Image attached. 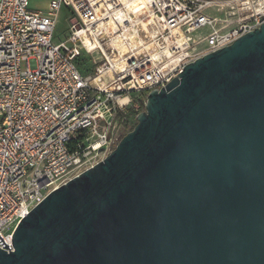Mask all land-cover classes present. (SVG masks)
Returning <instances> with one entry per match:
<instances>
[{
	"label": "water",
	"instance_id": "1",
	"mask_svg": "<svg viewBox=\"0 0 264 264\" xmlns=\"http://www.w3.org/2000/svg\"><path fill=\"white\" fill-rule=\"evenodd\" d=\"M135 118L19 221L0 264H264V22Z\"/></svg>",
	"mask_w": 264,
	"mask_h": 264
},
{
	"label": "built area",
	"instance_id": "2",
	"mask_svg": "<svg viewBox=\"0 0 264 264\" xmlns=\"http://www.w3.org/2000/svg\"><path fill=\"white\" fill-rule=\"evenodd\" d=\"M63 5L73 17L56 43ZM262 22L264 0H50L46 12L0 0V248L12 249L19 221L51 191L117 145V113ZM83 52L100 54L88 75L75 62Z\"/></svg>",
	"mask_w": 264,
	"mask_h": 264
},
{
	"label": "rangeland",
	"instance_id": "3",
	"mask_svg": "<svg viewBox=\"0 0 264 264\" xmlns=\"http://www.w3.org/2000/svg\"><path fill=\"white\" fill-rule=\"evenodd\" d=\"M50 2V0H29V7L31 9H36V10H40L42 12H46L47 7H48V3ZM212 14H216L214 10H211ZM72 13L69 7L67 6H62L56 13V28H55V32H54V42H59L64 40L69 32V26H70V22L72 20ZM206 32V29H201L198 30L195 35L196 36H200L202 34H204ZM93 58L95 59H99L100 58V54L94 53L93 55L91 54H87L85 56L82 57V65H81V70L83 72V74L88 75L93 71ZM24 67V63H22V68ZM148 92H145V98H143L144 102L146 100V95ZM131 98V97H130ZM140 103V102H139ZM139 108L140 109V104ZM131 108V107H130ZM135 109V108H133ZM144 110V109H143ZM142 111V110H141ZM140 112V111H139ZM124 114H116L114 116L112 125H113V133L114 135H116L119 140L130 130L133 129V127L136 124V114H132L128 117H122ZM118 140V142H119ZM116 145L113 146V148L111 149V151L115 148ZM110 151V152H111ZM109 152V153H110ZM107 153V155L109 154Z\"/></svg>",
	"mask_w": 264,
	"mask_h": 264
},
{
	"label": "trees",
	"instance_id": "4",
	"mask_svg": "<svg viewBox=\"0 0 264 264\" xmlns=\"http://www.w3.org/2000/svg\"><path fill=\"white\" fill-rule=\"evenodd\" d=\"M85 55H87L85 52H83L80 56H78L77 58H76V60H75V62H76V65H77V67H78V69L80 70V72L81 73H83L82 72V68H81V65H82V63H83V61H82V57L83 56H85ZM131 97H132V101H134L137 97H138V94L137 93H134V92H132L131 94ZM144 109V102H143V100L142 99H140V109H133V107L132 108H130L128 111H127V113L126 114H124L122 117H128V116H130V115H132V114H137L139 111H141V110H143Z\"/></svg>",
	"mask_w": 264,
	"mask_h": 264
},
{
	"label": "bare ground",
	"instance_id": "5",
	"mask_svg": "<svg viewBox=\"0 0 264 264\" xmlns=\"http://www.w3.org/2000/svg\"><path fill=\"white\" fill-rule=\"evenodd\" d=\"M119 46H120V51L125 50V46L124 45L120 44Z\"/></svg>",
	"mask_w": 264,
	"mask_h": 264
}]
</instances>
